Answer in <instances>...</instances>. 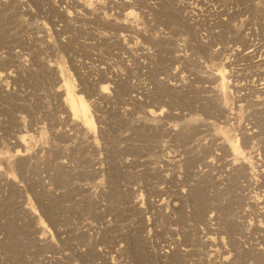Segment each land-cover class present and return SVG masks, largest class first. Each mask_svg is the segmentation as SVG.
<instances>
[{
	"label": "rangeland",
	"instance_id": "1",
	"mask_svg": "<svg viewBox=\"0 0 264 264\" xmlns=\"http://www.w3.org/2000/svg\"><path fill=\"white\" fill-rule=\"evenodd\" d=\"M0 264H264V0H0Z\"/></svg>",
	"mask_w": 264,
	"mask_h": 264
},
{
	"label": "bare ground",
	"instance_id": "2",
	"mask_svg": "<svg viewBox=\"0 0 264 264\" xmlns=\"http://www.w3.org/2000/svg\"><path fill=\"white\" fill-rule=\"evenodd\" d=\"M67 96H68V102H69L71 112H73L74 115L79 116L86 124H88L89 126H92L93 122H92V119L88 117L89 106H88L86 100L81 95H76L74 93V91L71 90L70 88L67 89ZM24 143H26V142H24ZM26 144H25V146H26ZM18 151L19 150L16 151L17 154H19ZM22 151H23V149H22ZM251 166H252V163L249 164L248 167L251 168Z\"/></svg>",
	"mask_w": 264,
	"mask_h": 264
}]
</instances>
